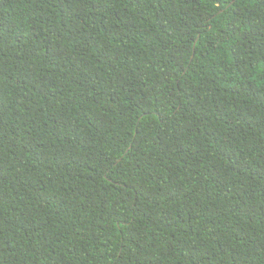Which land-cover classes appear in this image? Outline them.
Wrapping results in <instances>:
<instances>
[{
  "label": "trees",
  "instance_id": "1",
  "mask_svg": "<svg viewBox=\"0 0 264 264\" xmlns=\"http://www.w3.org/2000/svg\"><path fill=\"white\" fill-rule=\"evenodd\" d=\"M0 264H264V0H0Z\"/></svg>",
  "mask_w": 264,
  "mask_h": 264
}]
</instances>
